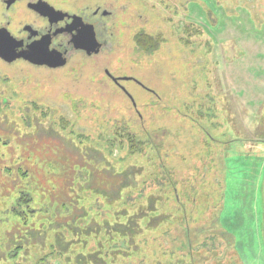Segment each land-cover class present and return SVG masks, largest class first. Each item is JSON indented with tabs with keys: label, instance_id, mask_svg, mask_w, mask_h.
<instances>
[{
	"label": "rangeland",
	"instance_id": "1",
	"mask_svg": "<svg viewBox=\"0 0 264 264\" xmlns=\"http://www.w3.org/2000/svg\"><path fill=\"white\" fill-rule=\"evenodd\" d=\"M43 1L109 12L107 46L62 69L0 61V264H264V0ZM104 70L141 85L129 98ZM25 188L58 215L29 237L6 221ZM54 240L65 258L42 262Z\"/></svg>",
	"mask_w": 264,
	"mask_h": 264
},
{
	"label": "flooded vegetation",
	"instance_id": "2",
	"mask_svg": "<svg viewBox=\"0 0 264 264\" xmlns=\"http://www.w3.org/2000/svg\"><path fill=\"white\" fill-rule=\"evenodd\" d=\"M40 2L49 5L43 0H0V30H6L16 41L21 43L17 52H25L29 46L41 43V46L48 47L49 51H56L61 54L62 58L65 59V65L62 66L64 68L74 54L91 58L94 55H99L105 49V46H107L106 40L100 33L103 29L99 28L102 23L101 20H105L110 16L109 12L100 11V8L97 7L93 11L74 13L51 5L49 6L54 10H49L47 7L42 6ZM87 25L93 28L96 42L99 45L96 54L89 55L82 49H74L72 44V40ZM103 34H105L104 30ZM0 61L4 62L1 59ZM13 63L45 68V66L32 65L22 58L16 59L10 64ZM62 67L59 69H62ZM104 75L128 97L129 95L124 90L122 83L133 82L139 86L141 85L131 76H113L106 70H104Z\"/></svg>",
	"mask_w": 264,
	"mask_h": 264
},
{
	"label": "trees",
	"instance_id": "3",
	"mask_svg": "<svg viewBox=\"0 0 264 264\" xmlns=\"http://www.w3.org/2000/svg\"><path fill=\"white\" fill-rule=\"evenodd\" d=\"M135 43L137 46H140V48L143 51H148L149 49H150V51H152L156 47V44H157V42L155 40L149 41V39H147L146 36H139V35L137 37H135ZM7 108H8V106H7ZM31 109L33 111V108H31ZM35 109H38V107L36 106ZM29 118H31V117H29ZM121 131L123 132V130H121ZM115 138L119 141L120 144L126 143L127 145H129L128 146L129 148H133L135 145H138L137 143L135 144L134 137L130 134H127V133H125V134L121 133L120 135L116 136ZM134 149H137V148H134ZM6 172H9V174H12V171L10 169L6 170ZM18 176H27V172H25V171L22 173L20 172V174H19V172H17L16 176H13V177L18 179ZM167 185L168 184H166V187H167ZM18 187H16L15 189H17ZM32 197L34 198V201H35V199H36L35 194L31 193V191H29V190H27V188H25V190L23 189V190L19 191L18 194L17 193L12 194V198L10 199V202L8 201V203L10 204L9 207H11V210L8 213H6L7 214L6 221L8 223L12 222L13 225H15L14 230L18 231L20 228V230H22V232H21L22 236H25V237H29L28 233L32 230L31 229V225H32L31 220L38 217L39 212L47 213L48 215H51V217H53L54 219H57V216H58L52 212V208H51L52 202L51 203L49 202V204H44L43 206L41 205V203L38 204V207H37L38 212L35 213L34 215L31 214V212L34 210L31 207ZM263 199H264V180H263ZM53 202H56V201H53ZM137 204H141L144 207H146L145 203H143L142 200H140ZM46 208H48V209H46ZM60 209H63L62 210L63 212L65 211V213H60V215H69L72 211L69 208V206H67V204H63V205L61 204ZM41 215H42V213H41ZM92 215L97 216V214H95V213H93ZM129 219L131 220L133 218H129ZM140 220H141V218H140ZM131 225H132V223L131 224L128 223V225L126 224L127 229L125 228L126 226L121 225L122 231H120V232L116 231V233L119 234L118 235L119 236L118 242H120L122 240L125 244H127L128 250L131 249L129 246H131L130 243H132V242H130V241L133 240V237H134L133 230H132L133 225L132 226ZM130 230H132V231H130ZM76 240H78V236H77ZM109 243H111V245H113L112 241ZM57 246H58L57 240H54L53 242L47 243L45 245V249L47 248L48 251L43 252L45 250L44 249L43 251L40 252L41 260H43L42 262H46V259L48 257H57L59 259L65 258L64 251L61 249H58ZM115 247H116V244L113 246V248H115ZM21 250L22 249H20V247L17 248V250H15L14 255L19 256ZM160 255L166 256L169 258L171 257L170 253H166V252H160ZM155 256L158 257V253H156ZM100 260H101V263H102V261H104L102 259H100ZM74 263L80 264L81 262L80 261H74ZM90 264H92V263L90 262Z\"/></svg>",
	"mask_w": 264,
	"mask_h": 264
},
{
	"label": "water",
	"instance_id": "4",
	"mask_svg": "<svg viewBox=\"0 0 264 264\" xmlns=\"http://www.w3.org/2000/svg\"><path fill=\"white\" fill-rule=\"evenodd\" d=\"M42 6L49 10H54L44 2H40ZM74 49H82L89 55L96 54L99 45L96 42L95 34L91 26H85L79 35L73 40ZM21 43L16 41L6 30H0V59L4 62L11 63L16 59L22 58L32 65L45 66L53 69L65 65V59L56 51H49L48 47L39 45H31L25 52H17ZM61 58V59H60Z\"/></svg>",
	"mask_w": 264,
	"mask_h": 264
}]
</instances>
